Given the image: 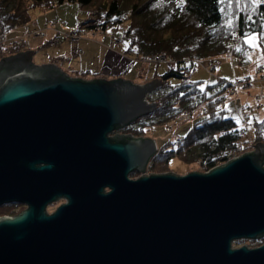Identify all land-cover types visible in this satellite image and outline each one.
Here are the masks:
<instances>
[{"label":"water","instance_id":"1","mask_svg":"<svg viewBox=\"0 0 264 264\" xmlns=\"http://www.w3.org/2000/svg\"><path fill=\"white\" fill-rule=\"evenodd\" d=\"M32 51L0 59V264H264V145L207 173H142L154 143L106 138L160 83L68 78ZM108 189L102 193V188ZM65 203L51 214L44 207Z\"/></svg>","mask_w":264,"mask_h":264},{"label":"trees","instance_id":"2","mask_svg":"<svg viewBox=\"0 0 264 264\" xmlns=\"http://www.w3.org/2000/svg\"><path fill=\"white\" fill-rule=\"evenodd\" d=\"M71 2L93 9L100 18V22L85 26L90 33L119 31L125 54L146 59L164 53L174 63L173 69L156 76L160 83L157 93L148 98L155 103L153 111L125 126V134L143 137L154 125L175 121L202 105L201 119L192 124L179 143L170 151L165 150L166 146L157 148L146 165L151 174L169 173L167 163L173 156L186 164L197 165L205 173L244 152L243 130L227 115L224 103L227 86L217 81L206 87V92L211 93L203 96L197 88L198 82L188 78L195 70V63L234 55L249 34L264 36V0L259 3L256 0H183L182 3L176 0L170 9L165 0H0V35L10 40L0 45V59L26 50L21 47V41L15 42L14 31L30 23L31 6L43 4L46 10ZM184 59L188 61L183 62ZM170 79L178 83L170 85ZM248 142L251 147L257 143L264 145V118L252 123ZM134 175L131 172L129 176ZM21 209L17 204H3L0 217L14 216ZM263 242L264 236L234 240L231 246L257 247Z\"/></svg>","mask_w":264,"mask_h":264},{"label":"rangeland","instance_id":"3","mask_svg":"<svg viewBox=\"0 0 264 264\" xmlns=\"http://www.w3.org/2000/svg\"><path fill=\"white\" fill-rule=\"evenodd\" d=\"M165 1L167 3V9H170L176 3V0H173V3L171 1ZM43 7V4L31 6L28 10L31 19L30 23L25 28L14 31V37H17L15 42L21 41V47L26 49L25 51H32V61L34 63L47 64L50 60H54L57 68H64L65 65H70L73 63V60L77 59L80 63L82 62L80 64L82 70H77L76 68V74H79L80 71L86 72L88 70L90 73L94 72L98 75L102 70L101 68H104V70L112 75L117 74L113 66H118L117 61L122 62V59L118 60L117 52H124L121 48L124 39L119 31L90 33L85 29V26L100 22V18L96 16L93 9L81 7L76 2L64 3L46 10ZM47 22L48 24H46ZM49 24H53V26ZM57 33H61L62 37H55ZM65 34L68 37L72 35V37L78 38V42L71 43L67 41L63 37ZM249 39L251 43L247 42ZM8 42H10L8 37L0 35V45H5ZM77 48L82 53L77 52ZM157 56L159 57V61H154V58ZM163 56L165 57L164 53H160L146 59H137L140 60L139 62L150 64L159 63L162 68L158 69V73L162 69H166V63L174 65L173 61H169L167 58L165 60L161 59ZM133 58H135L133 55L125 56V63L134 61ZM128 72L134 74L136 70L130 69ZM255 74L259 75L254 77ZM65 75L70 78L66 73ZM263 76L264 36L249 34L242 39V44L237 48L234 55H222L216 59L195 63V70L188 78L189 81L198 82L197 88L203 92V96L207 95L205 93H211V91L206 92V87L217 81L223 82V85L227 86H225L224 91V103L227 109V115L228 117L234 118L238 125H240V129L243 130L241 141L245 143V147L243 148L244 152L235 154L228 161L253 150V146L251 147L248 142L251 135L252 123L264 118ZM246 77H250V79ZM169 83L173 85L178 83V80L170 79ZM130 84L141 87L145 83L141 85ZM157 87L155 90L149 91L144 97L146 104L154 103V101H148V98L155 96ZM216 88H219V86ZM201 108L202 105H199L196 110L188 115L180 116L175 121H169L163 125H154L145 132V136L140 138L151 140L156 150L157 148L166 146L165 150L170 151L172 149L171 147L179 143L187 134L192 124L201 119L199 116ZM125 135L127 134L124 133ZM130 137L134 139V137ZM177 139H180V141L173 144ZM196 166L195 164H186L175 156L171 157L167 163L169 173L176 176H183L192 172L202 173ZM134 173L136 175L133 177L128 176V180H136L140 176L151 174L146 166L142 173ZM23 210L21 209V211ZM246 246L249 249L256 247L248 246L247 244Z\"/></svg>","mask_w":264,"mask_h":264},{"label":"crops","instance_id":"4","mask_svg":"<svg viewBox=\"0 0 264 264\" xmlns=\"http://www.w3.org/2000/svg\"><path fill=\"white\" fill-rule=\"evenodd\" d=\"M79 53H82V51H79ZM117 53H118L117 58H119L118 60L122 59V62L117 61L118 66H116V65L113 66V69H115L117 74L112 75L108 71L104 70V68H101L102 70L98 75H97V73H94V72L90 73V71H88V70L86 72L80 71L79 74H76V68H77V70H79V69L82 70V67L80 66V64L82 62L80 63L79 60H77V59L73 60L72 64L65 65L64 68L58 67V69H60L64 74L66 73L67 75H69L70 78H73V79H82V80H86V81H88V80L89 81L99 80V79H104V80L120 79L122 81H128L132 84L141 85V84H144L146 82H150L153 79L157 80L156 76L161 75L164 72L171 70L175 67L174 65H172L170 63H166V65H165L166 69H162L161 72L157 73L158 69L162 68V67H160L159 63L150 64V63H145V62H139L140 60L137 58H133L134 61L125 63L126 60L124 59V57L128 56L129 54H125L124 52H120V51ZM32 57H33V53H32ZM32 57H31V63L35 66L36 65L37 66L54 65L55 67H57L54 60H50V62H47V64H43V63L37 64V63H34L32 61ZM133 65H134V67L132 68ZM66 66H68V67H66ZM130 69H135L136 72L134 74L132 72L129 73L128 71ZM257 75H259V74H255L254 77ZM220 76H221V74H220ZM246 78L250 79V77H246ZM156 87H154V90Z\"/></svg>","mask_w":264,"mask_h":264},{"label":"flooded vegetation","instance_id":"5","mask_svg":"<svg viewBox=\"0 0 264 264\" xmlns=\"http://www.w3.org/2000/svg\"><path fill=\"white\" fill-rule=\"evenodd\" d=\"M114 135L116 136H124V129L123 128H117L115 130H113L111 133L106 134V138H112ZM102 193H107L108 189L106 187L102 188ZM65 203V199L63 197H59L56 201H53L51 203H49L48 205H46L44 207V212L45 214H50L56 207H58L61 204ZM9 204H17L18 206L22 207V209H25L26 206L24 204H19L16 202H12Z\"/></svg>","mask_w":264,"mask_h":264},{"label":"built area","instance_id":"6","mask_svg":"<svg viewBox=\"0 0 264 264\" xmlns=\"http://www.w3.org/2000/svg\"><path fill=\"white\" fill-rule=\"evenodd\" d=\"M167 1H171V3H173V0H167ZM44 22H46V21H44ZM46 24H48V22H47ZM46 24H45V25H46ZM49 25H52V26H53V24H49ZM55 37H59V38H61V37H62V34H61V33H57ZM63 37H64V39H66L67 41H69V42H71V43H76V42H78V41H77L78 38H74V37H72V35H70V36L68 37V36H66V34H65ZM117 42H118V41H117ZM117 42H115V43H117ZM76 51L78 52L79 50H76ZM161 59L165 60L166 57L163 56V58L161 57ZM154 61H159V57H158V56L155 57V58H154ZM187 61H188L187 59H184V60H183V62H187ZM263 79H264V76H263ZM179 141H180V139H177V140H175V141L173 142V144H174V143L176 144V143L179 142Z\"/></svg>","mask_w":264,"mask_h":264},{"label":"snow or ice","instance_id":"7","mask_svg":"<svg viewBox=\"0 0 264 264\" xmlns=\"http://www.w3.org/2000/svg\"><path fill=\"white\" fill-rule=\"evenodd\" d=\"M183 2V0H181V3ZM257 3L260 2V0H256ZM247 42L251 43V40L249 39Z\"/></svg>","mask_w":264,"mask_h":264}]
</instances>
